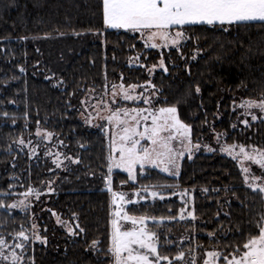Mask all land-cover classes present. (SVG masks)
<instances>
[{
	"label": "trees",
	"instance_id": "16d2710c",
	"mask_svg": "<svg viewBox=\"0 0 264 264\" xmlns=\"http://www.w3.org/2000/svg\"><path fill=\"white\" fill-rule=\"evenodd\" d=\"M182 30V44L158 51L145 47L136 33L107 28L103 0H0V202L11 205L22 191L53 181L39 215L35 208L0 207V236L12 246L25 244L24 264H111L106 177L113 190L122 183L128 188L171 186L152 188L163 200L129 203L125 212L155 219L149 226L157 231L159 252L173 264L192 244L197 253L224 256L258 232L264 194L245 184L233 158L199 150L181 160L177 176L146 167L128 182L125 172H109L102 131L85 127L73 106L88 88L144 82L147 68L162 58L163 69L150 78L155 103L177 107L193 143L209 142L217 132L222 143L264 149V118L243 119L236 106L264 97V22L187 24ZM134 56L140 65L129 64ZM36 128L60 140L65 154L79 162L49 171L46 159L17 148ZM182 197L191 219L178 217ZM53 214L69 220L72 232L56 224ZM34 220L39 240L31 237ZM180 228L194 230L191 242L176 243ZM20 231L28 241L14 240ZM215 264L225 262L221 257Z\"/></svg>",
	"mask_w": 264,
	"mask_h": 264
},
{
	"label": "snow or ice",
	"instance_id": "6c2138e0",
	"mask_svg": "<svg viewBox=\"0 0 264 264\" xmlns=\"http://www.w3.org/2000/svg\"><path fill=\"white\" fill-rule=\"evenodd\" d=\"M261 21L264 22V0H103V22L110 28H123L132 31L147 32L148 41L163 42V46L169 43L178 45L183 38V32L177 31L172 37L170 29L173 26H184L186 24H219L232 25L242 21ZM160 45L153 42L152 48ZM160 66L163 68L164 63L161 60ZM167 71V68H164ZM23 71V69H21ZM115 88V86H113ZM136 85H130L129 89H135ZM154 87V86H153ZM123 98L125 100H138L140 96L133 97L127 89H123ZM196 93L200 92V87L195 88ZM143 103L151 105L152 100L149 97L143 98ZM240 107L244 109L245 115H250L253 121L258 119L253 110L257 109L264 113V97L261 99L243 100ZM151 118V124L147 121ZM116 128H122V134L118 139L113 135L110 144V154L108 157V169L111 173L112 168H123L127 173L129 180H136L137 165L141 170L145 165L162 167L163 171L172 172L176 170L178 174L179 164L177 160L184 155V151L191 153L192 148H199L200 145H192L190 132L191 129L184 124L178 117L177 107H161L153 111L149 108L125 109L121 115V110L112 112L105 117ZM141 121H144L143 131H139ZM243 123L248 125V121ZM169 133L164 136L163 133ZM39 135V130L37 132ZM47 133V137H51ZM180 138L181 144L184 145V151L177 152L171 145V141ZM147 139L152 147L145 148L141 146V140ZM187 140V144L184 141ZM23 143V141H20ZM239 147V152L235 149ZM248 151L244 145L225 146L222 150L232 155L233 158L243 157L244 160L251 161L264 169V150L257 149L254 146ZM79 162V161H74ZM245 173L244 181L254 192L258 191L264 194V184L258 183L261 177L250 174L248 167L242 168ZM105 183L108 185L107 190L112 194V204L115 205L116 211L112 213L115 217L110 221L111 233L108 253L111 254V264H173L172 260L166 255H161L157 244V236L154 232L147 229V217H136L128 215L124 211L123 205L131 203L125 200L123 193L113 192L111 179L106 177ZM152 188L163 189L171 187L167 185H152ZM143 191L153 198L159 196L164 199L159 191H149L148 186ZM33 192L29 188L22 195L28 197ZM185 195V193H181ZM25 201L4 205L0 202V207L16 208L23 207ZM183 211V209L181 210ZM194 218V217H193ZM183 219V216L181 217ZM129 221L132 225L130 229L125 230L120 221ZM35 228V225H33ZM256 234H250L242 246H237L229 255L222 256L219 251H208L207 259L204 264H215L222 257L225 264H264V216H261L255 224ZM72 232V229H69ZM212 237L213 234L209 233ZM28 241L29 237L24 231H20L14 237V240ZM39 240L41 237L36 236ZM46 242V241H45ZM97 241L92 242L95 248ZM15 249H20L21 254H17ZM24 243H15L9 245L4 237L0 236V262L3 264H24L23 250ZM184 253L180 252L174 258L181 260ZM32 264H35L32 260Z\"/></svg>",
	"mask_w": 264,
	"mask_h": 264
},
{
	"label": "rangeland",
	"instance_id": "374dc122",
	"mask_svg": "<svg viewBox=\"0 0 264 264\" xmlns=\"http://www.w3.org/2000/svg\"><path fill=\"white\" fill-rule=\"evenodd\" d=\"M187 25V24H186ZM106 26V25H105ZM185 26V25H184ZM109 29H123V28H110L106 26ZM183 26H173L170 31L172 33V37L175 36V33L177 31L183 32ZM123 30H128L132 33H136L140 40L144 43L145 47L147 48H152L151 43L155 42L157 43L158 47L153 48L156 50H161V49H169V48H176L180 44L183 43L185 40V34L183 33V38L179 41L178 45H172L168 44L167 46H163V42L160 40L156 41H148L147 40V32H144L143 34L141 32L137 31H132L130 29H123ZM162 58H160L156 64L150 66L147 68V78L144 82L140 84H122V83H113L110 85H105L101 90H95L88 88L81 96L74 98L73 99V106L77 110V116L80 119V121L85 125V127L89 129H100L105 137V142L108 145L109 149V154H110V144L111 140L113 138V135L118 136L119 134H122V128H116L112 124L109 123L105 117L110 115L112 112L117 111L118 109L121 110V115L123 114V110L128 109H138V108H151L153 111L158 110L161 107H169V106H160L155 103L156 99V91L155 88L153 87L150 78L152 73L157 70V69H163L160 64H161ZM130 65H140L138 62L136 56L132 57L131 60L129 61ZM54 84H58V81H53ZM121 85H123V89H127L129 91V94L132 95L133 97L140 96L141 99L138 100H125L123 98V91L121 89ZM130 85H136L137 87L133 89H129ZM115 86V88L113 87ZM144 97H149L152 100L151 105H146L143 103V98ZM242 101H239L236 103L237 108L239 109L243 119H251L250 115H245L244 114V109L240 107ZM254 114H256L260 118H264V113H260L259 110L254 109L253 110ZM144 121H141V124L139 126V131H143L144 127ZM147 123L150 125L151 124V118L147 121ZM39 130V135L37 134ZM48 131L41 129V128H36L31 136H27L26 138L21 139L20 141H23V143H20V141L16 144L17 148L24 149L28 152L29 156H41L44 159L47 160L48 165H49V171H60L64 170L66 167L69 165L73 164L75 159L72 158L70 155L65 154L62 143L58 139H53V136L47 137ZM162 135L167 136L169 133H163ZM192 142V141H191ZM184 144H187V140L184 141ZM200 145L199 148L193 147L191 153L184 151V145L181 144L180 138L177 137L173 141H171L172 147L177 151H184V155L182 157H179L177 160V163L179 164V169H180V163L181 160L184 157L191 158L194 153L197 151L201 150L203 152H211V151H217L221 154L227 155L231 158H233L232 155H229L227 152L223 151L222 149L225 146H231L233 144H225L222 143L219 140V133L215 132L211 140L209 142H198V143H193L192 145ZM141 146L145 148H151L152 145L147 139H142L141 140ZM247 148V147H246ZM248 151H251V148H247ZM264 150V149H261ZM235 152H239V147L235 149ZM234 159V158H233ZM242 174L243 177L245 173L242 171V168L248 167L250 169V174L261 177L258 183L264 184V169H261L258 165L252 163L251 161L244 160L242 156L235 158L234 159ZM109 164V161H108ZM146 167H153L166 175L169 176H177L176 170L173 169L172 172H166L162 170V167H156L153 165H145L144 169ZM143 169V170H144ZM109 170V169H108ZM113 170H121L125 172L128 176V173L123 169V168H112ZM139 168V165H137L136 173L137 172H142ZM179 173V170H178ZM128 182H133L129 180L128 177ZM53 181L48 180L45 183L35 186L31 189H33V192L31 195L28 197L23 196L22 194L25 193L26 191H22L19 197L13 202L18 203L19 201L23 200L25 201V205L23 207H16L17 209H30V208H35V215L40 212H42L46 206L44 205L45 202L47 201V195L50 193L51 185ZM247 185V184H246ZM144 187H137V188H128L127 185H124L123 183L120 185V188L117 190H113V192L116 193H123L125 195V200L126 201H131V203L139 202V201H150L152 200L153 197L150 195H147L143 191ZM149 191H152V188L148 187ZM181 193H185V190L180 191ZM181 197V196H180ZM112 194H111V203H112ZM149 199V200H148ZM180 200L183 202V205L180 209L179 213V219L183 216V219H191L192 214L187 211V201L184 202L183 197L180 198ZM129 203H125L123 205L124 211H125V205ZM183 209V211H181ZM116 211L115 205L112 204V213ZM191 214V215H190ZM130 215V214H128ZM134 216V215H131ZM136 217H141V216H136ZM147 217V216H143ZM115 217L112 215V219ZM146 221V226L147 229L151 232H154L157 234V231H153L152 228L149 226L152 221L155 219L153 217H147ZM34 219V218H33ZM53 220L56 224H59L61 227L66 229L69 232V229H72L71 223L69 220L63 219L59 217L58 215L53 214ZM195 219H193L194 221ZM121 225L125 227V230L130 229L132 227L131 223L129 221H120ZM35 225V228L33 227ZM32 239L37 240L36 236H39L38 230H37V224L35 220L33 221L32 225ZM71 233V232H70ZM177 235L175 238L176 243H184V242H191L190 240L192 239V236H194L195 232L194 230H189L186 228H180L177 231ZM208 250L204 252H198L195 249V244H192L190 246H187V248L184 250V257L181 260H177L178 264H204V260L207 259L208 257L206 256V253ZM163 264H168V262H163Z\"/></svg>",
	"mask_w": 264,
	"mask_h": 264
}]
</instances>
